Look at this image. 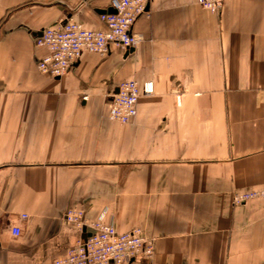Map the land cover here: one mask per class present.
Masks as SVG:
<instances>
[{
  "label": "crops",
  "instance_id": "crops-1",
  "mask_svg": "<svg viewBox=\"0 0 264 264\" xmlns=\"http://www.w3.org/2000/svg\"><path fill=\"white\" fill-rule=\"evenodd\" d=\"M110 2L0 0V264L66 254L84 238L70 208L143 229L152 264H264V200L233 202L264 188V0H149L133 52L41 73L40 33L103 30ZM123 81L155 84L129 124L109 115Z\"/></svg>",
  "mask_w": 264,
  "mask_h": 264
},
{
  "label": "built area",
  "instance_id": "built-area-1",
  "mask_svg": "<svg viewBox=\"0 0 264 264\" xmlns=\"http://www.w3.org/2000/svg\"><path fill=\"white\" fill-rule=\"evenodd\" d=\"M149 0H111L110 9L102 14L105 29H89L72 19L57 26L43 30L36 40L37 47L44 48L46 54L38 61L39 71L53 78L68 74L82 59L85 53L105 56L112 46L125 51L135 49L142 42V36L135 32L138 20L146 14ZM212 13L220 12L226 0H196ZM155 93L153 81L140 84L136 81H123L118 85L109 105L112 121L129 124L137 117V106L141 97ZM255 199L264 200V188L245 191L234 195L235 205H241ZM65 223L83 235L76 246L66 254L54 260L53 264H152L155 257V245L141 228L119 232L113 225L102 220L91 221L83 210H67ZM19 236L18 227L12 229Z\"/></svg>",
  "mask_w": 264,
  "mask_h": 264
},
{
  "label": "water",
  "instance_id": "water-1",
  "mask_svg": "<svg viewBox=\"0 0 264 264\" xmlns=\"http://www.w3.org/2000/svg\"><path fill=\"white\" fill-rule=\"evenodd\" d=\"M110 14H114L115 13V11L114 10H112V9H109V11H108ZM106 13V11H101L100 12V14H105ZM42 36V33H40V37ZM134 51V49H130L129 51H128V53L129 52H133Z\"/></svg>",
  "mask_w": 264,
  "mask_h": 264
}]
</instances>
